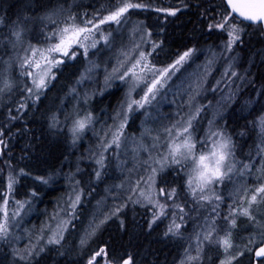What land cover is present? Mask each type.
I'll return each instance as SVG.
<instances>
[{
	"label": "snow or ice",
	"instance_id": "1",
	"mask_svg": "<svg viewBox=\"0 0 264 264\" xmlns=\"http://www.w3.org/2000/svg\"><path fill=\"white\" fill-rule=\"evenodd\" d=\"M149 11L155 24L132 19ZM60 181L66 194L40 211ZM109 225L127 247L103 238ZM153 233L171 262L130 250ZM245 258L264 264V0H0V264Z\"/></svg>",
	"mask_w": 264,
	"mask_h": 264
},
{
	"label": "trees",
	"instance_id": "2",
	"mask_svg": "<svg viewBox=\"0 0 264 264\" xmlns=\"http://www.w3.org/2000/svg\"><path fill=\"white\" fill-rule=\"evenodd\" d=\"M13 2H14V0H8V3H13ZM90 3H93V0H87V3H85V5H88ZM153 3L157 6H168L169 4H175L176 0H153ZM88 10L91 11V9H88ZM160 15H161V23H162L163 22L162 14H160ZM135 16H136L135 18L146 20V22L149 24H155L157 21V14L155 12H151V11L144 12V13H141L140 15H135ZM187 18H188L187 16L181 17L182 20H186ZM174 23L175 22H173V24H169L167 33L164 34L162 37H159V38L164 39V41H165L164 51L160 53V59L161 60H164L166 58L165 54L169 51V48H171L172 50H175V44L178 42L180 29L174 27ZM188 27H191V25H189ZM184 31L187 32V29H184ZM208 43H217L218 44L219 40H209ZM256 46L259 47L260 45L257 44ZM238 54L243 55V53H240L239 50H238ZM244 66L245 67L247 66L246 63ZM238 70L242 71L243 69H238ZM71 71H72L71 67L65 69L64 76L67 77ZM62 82H63V78L61 80V83ZM121 95H122L121 91H119L115 88L111 89L110 94L105 95L104 101H103V103H101L99 105V107L104 108L107 105H116V103L120 99ZM108 111H109V113H111V108H109ZM138 122L139 121H137L136 124L133 125V127L129 128V129L131 131H133V129L137 126ZM14 143L16 144V147L13 148V153L16 157H19L21 155L20 149L23 146L24 141L17 139L16 141H14ZM257 143H258V140H257L256 136L254 135L252 139H249L247 141V143L244 144V154L247 155L248 152L251 151L252 154L255 155L256 151H257V149H256ZM256 163H257V166H259L258 160L256 161ZM82 167H83V165H82ZM35 174L36 173H33V175H35ZM114 175H117V174H114ZM111 182H112V180L108 181V183H111ZM24 183L30 184L31 180L24 181ZM104 186H105L104 184H100L97 187L96 191H97L98 195L96 196V199H99L100 196L104 195V190H103ZM63 189H64V182L63 181H60L59 183H57L54 186H49L46 189V193L43 197V202L39 205L40 208L44 207L47 209H51V206H52L51 202H52L53 198H55L56 194H58V192L63 190ZM23 191H24V189H21V192H23ZM93 202H95V201H93ZM225 205L226 204L224 203L222 206L224 207ZM131 215H132V213L129 212V217H131ZM142 218H143V209H141L140 213L137 214V216H136V219L138 221L141 220ZM81 219L84 220V223H86L85 218L82 217ZM194 222H195L194 220L189 222V230H191V227H192ZM81 227H83V224L77 225V228H81ZM156 235H157L156 233H153L151 236H146V235L141 234L139 237V240L137 241V246L131 248L130 250L134 251V252H139L140 255H143L147 251H151L155 255L159 256V260L161 262H163L165 260V258H167V260L169 262H171L173 257H175L177 254L176 248H174L171 244L158 242L156 239ZM109 236H113V237L117 238L118 244H121V245H124L125 247H127V237H125L123 240H119L118 234L115 232V225H109L106 228L104 235H103V238L108 239ZM240 236H246V233H240L237 237L238 240H239ZM70 239H71V237H70ZM152 258H153V256H149V259H152ZM242 264H248L247 258H245L244 261H242Z\"/></svg>",
	"mask_w": 264,
	"mask_h": 264
},
{
	"label": "rangeland",
	"instance_id": "3",
	"mask_svg": "<svg viewBox=\"0 0 264 264\" xmlns=\"http://www.w3.org/2000/svg\"><path fill=\"white\" fill-rule=\"evenodd\" d=\"M78 2H80V0H78ZM82 2L85 4V3H87V0H82ZM136 16L134 15L133 17H132V19L133 20H137V19H139V18H135ZM139 20H142V19H139ZM201 60H203V57H201ZM188 71H192V69H189ZM219 72H215V75L218 77L219 76ZM171 95H169V100H171ZM162 112L163 113H171V112H174L175 111V108L174 107H172V108H169V107H167V106H164L162 109ZM139 123V122H138ZM138 125V124H137ZM128 132H129V134H131V130L130 129H128ZM115 174H117V175H119V173H115ZM105 187V186H104ZM66 189H67V186L64 184V189L63 190H61V191H59L58 192V194H56V197L55 198H53V200H52V206H51V209H47V208H44V207H41L40 208V204L38 205V207H39V210L40 211H43L44 209H47L48 210V213L49 214H51L52 213V211H53V209H54V207H56V205H57V200L61 197V196H63V195H65L66 194ZM104 190V189H103ZM62 202V201H61ZM225 206L223 207V206H221V210L222 211H227V200L225 201ZM194 217H195V214H194ZM44 219V217H40L39 219H37V215L34 213V214H32L29 218H28V224H29V226H31V225H33V224H35L36 226H39V224H40V222H41V220H43Z\"/></svg>",
	"mask_w": 264,
	"mask_h": 264
},
{
	"label": "bare ground",
	"instance_id": "4",
	"mask_svg": "<svg viewBox=\"0 0 264 264\" xmlns=\"http://www.w3.org/2000/svg\"><path fill=\"white\" fill-rule=\"evenodd\" d=\"M50 207V206H49Z\"/></svg>",
	"mask_w": 264,
	"mask_h": 264
}]
</instances>
